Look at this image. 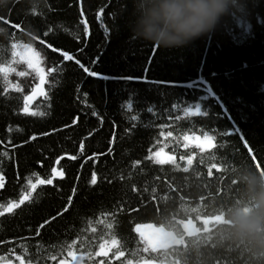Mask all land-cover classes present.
Listing matches in <instances>:
<instances>
[{"label": "trees", "instance_id": "obj_1", "mask_svg": "<svg viewBox=\"0 0 264 264\" xmlns=\"http://www.w3.org/2000/svg\"><path fill=\"white\" fill-rule=\"evenodd\" d=\"M248 9L158 49L132 37V0L0 2V204L19 203L33 173L53 179L0 215V264H264L218 227L242 203L240 170L264 168V0ZM161 155L172 163H153ZM149 224L184 239L152 250Z\"/></svg>", "mask_w": 264, "mask_h": 264}, {"label": "clouds", "instance_id": "obj_2", "mask_svg": "<svg viewBox=\"0 0 264 264\" xmlns=\"http://www.w3.org/2000/svg\"><path fill=\"white\" fill-rule=\"evenodd\" d=\"M248 5L249 0H132L128 27L134 39L158 49L179 48L210 33L224 18L246 16ZM235 179L242 203L218 227L226 239L245 243L254 258L264 259V177L248 166Z\"/></svg>", "mask_w": 264, "mask_h": 264}, {"label": "snow or ice", "instance_id": "obj_3", "mask_svg": "<svg viewBox=\"0 0 264 264\" xmlns=\"http://www.w3.org/2000/svg\"><path fill=\"white\" fill-rule=\"evenodd\" d=\"M0 2H2V0H0ZM99 18H100V13L98 12L97 13V19L99 21ZM5 23H8V21H4ZM81 23L82 24H85V28H84V33H85V37H87L88 35V27L85 23V21L82 19L81 20ZM18 27V26H16ZM33 39H36V37H33ZM41 43H44V41H41ZM19 47V45L15 42H13L11 44V48L13 49L11 55L13 57H15L17 55V52L15 51V49H17ZM27 51L25 53H23V55L27 58V63L29 65V67H34L37 74L39 75V79L41 81V83L44 82L45 80V77L43 74H41V69L37 66V63H38V57H39V53L36 52L31 46H27L25 45L24 46ZM55 50V49H53ZM63 55V59L65 61H70V60H74V57L71 56V54H68V53H62ZM8 71H10V69H7L6 67H3V66H0V74H3L4 75V79H5V82L7 84V73ZM54 69L53 68H48L47 69V72L51 73L53 72ZM20 75H23V73H20ZM7 90V89H5ZM34 93L36 91H38L37 89H34L33 90ZM32 97L30 96H25L24 97V103H25V108L23 109L25 112H27V104H28V101L31 99ZM35 114V113H33ZM75 123V121H73ZM206 142L207 143H211L210 140L207 139L206 137ZM198 147H203V145H197ZM245 147H247V145H245ZM157 157H159V153H157ZM71 159H75V157H70ZM173 161V158L172 156H168L166 158H157L155 160H153V163L155 164H158V165H163V164H166V163H172ZM188 161L189 163H191V157L188 158ZM185 171H187V169H185ZM259 174L264 177V168H261L258 170ZM33 176H35V180L34 181H27V187H28V191L27 192H22L20 197H19V203L17 202H14V201H8L7 204H0V215L4 214V213H11L16 207H19V204L21 203H24L26 200H28L30 198V196L32 195L33 191L37 188L38 185H52L53 184V179L52 178H48V179H42L40 178L39 176H37L35 173H33ZM51 176L53 178H63V173L60 172V171H57V169L55 167H53L51 169ZM92 183H95L96 182V175L95 173H93V176H92V180H91ZM3 186V176H0V187ZM69 200L72 199L71 196L68 197ZM45 223H47V221H45ZM75 243V242H73ZM111 244L112 245H116L117 244V240L116 239H113L111 241ZM69 249H71L72 245L69 244L68 245ZM106 245L105 244H101L100 245V250L97 251L95 254L97 256H100V255H104V256H107L108 253L106 251ZM117 251H119L117 249ZM122 254V253H121ZM69 255H73V253L71 251H69ZM92 257V253H88L87 254V258L88 259H91ZM82 257H77V256H73V260H72V264H82Z\"/></svg>", "mask_w": 264, "mask_h": 264}, {"label": "water", "instance_id": "obj_4", "mask_svg": "<svg viewBox=\"0 0 264 264\" xmlns=\"http://www.w3.org/2000/svg\"><path fill=\"white\" fill-rule=\"evenodd\" d=\"M92 77H95L91 74ZM38 91L31 93L32 97L28 103H32L39 95H41V90L37 88ZM184 234L197 235L199 231L196 229L195 225L192 223H186L182 225ZM140 235L146 242L148 247L152 250H168L178 247L182 241L183 237H177L172 231L166 230L164 227H157L152 224L144 225L140 228Z\"/></svg>", "mask_w": 264, "mask_h": 264}, {"label": "rangeland", "instance_id": "obj_5", "mask_svg": "<svg viewBox=\"0 0 264 264\" xmlns=\"http://www.w3.org/2000/svg\"><path fill=\"white\" fill-rule=\"evenodd\" d=\"M27 50H24V51H21L20 53H22V56L24 57V58H26L24 55H23V53H25ZM27 59V58H26ZM197 144H203V146H205V145H208L207 144V142H201V141H199V140H196L195 141ZM160 158H164L162 155L160 156ZM60 264H67V263H60Z\"/></svg>", "mask_w": 264, "mask_h": 264}]
</instances>
